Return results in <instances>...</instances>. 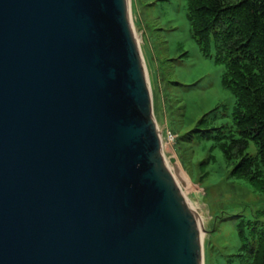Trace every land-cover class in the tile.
Masks as SVG:
<instances>
[{
    "label": "water",
    "instance_id": "obj_1",
    "mask_svg": "<svg viewBox=\"0 0 264 264\" xmlns=\"http://www.w3.org/2000/svg\"><path fill=\"white\" fill-rule=\"evenodd\" d=\"M0 264H204L129 0H0Z\"/></svg>",
    "mask_w": 264,
    "mask_h": 264
},
{
    "label": "rangeland",
    "instance_id": "obj_2",
    "mask_svg": "<svg viewBox=\"0 0 264 264\" xmlns=\"http://www.w3.org/2000/svg\"><path fill=\"white\" fill-rule=\"evenodd\" d=\"M189 0H129L136 39L146 67L152 112L166 166L195 216L202 218L204 264L224 260L239 244V225L264 228V192L232 175L223 145L237 136L235 96L214 43L203 52L192 37ZM174 136L167 139V133ZM248 152H257L250 142Z\"/></svg>",
    "mask_w": 264,
    "mask_h": 264
},
{
    "label": "trees",
    "instance_id": "obj_3",
    "mask_svg": "<svg viewBox=\"0 0 264 264\" xmlns=\"http://www.w3.org/2000/svg\"><path fill=\"white\" fill-rule=\"evenodd\" d=\"M187 16L202 51L214 43L217 61L226 66L224 82L235 96L237 136L223 145L227 160H238L232 175L264 192V0H189ZM247 226L241 221L238 247L217 264H264V228Z\"/></svg>",
    "mask_w": 264,
    "mask_h": 264
},
{
    "label": "bare ground",
    "instance_id": "obj_4",
    "mask_svg": "<svg viewBox=\"0 0 264 264\" xmlns=\"http://www.w3.org/2000/svg\"><path fill=\"white\" fill-rule=\"evenodd\" d=\"M137 40V43H138V39H136ZM139 44V43H138ZM168 168L172 171L173 170V172H177V173H181V171H180V169L178 168V164H176L175 166H174V168L172 169V168H170L169 166H168ZM168 169V171L170 172V170ZM170 174H171V176H172V178L174 179V181H175V183H176V185L178 186V188H179V185H178V181L176 180V178L174 177V175L170 172ZM179 190H180V192H181V189L179 188ZM182 193V192H181ZM182 196H183V194H182ZM184 197V196H183ZM186 199V198H185ZM187 201V200H186ZM188 203V202H187ZM188 205H189V203H188ZM190 206V205H189ZM190 208H191V210H192V212L194 213V215H195V211H194V208H193V206H190ZM196 219H197V223H198V227H199V234H200V238H201V240H202V238H203V233H202V227H201V225H202V218H201V216H196Z\"/></svg>",
    "mask_w": 264,
    "mask_h": 264
},
{
    "label": "built area",
    "instance_id": "obj_5",
    "mask_svg": "<svg viewBox=\"0 0 264 264\" xmlns=\"http://www.w3.org/2000/svg\"><path fill=\"white\" fill-rule=\"evenodd\" d=\"M173 138H174V136L172 135V133L168 132V133H167V139H168L169 141H172Z\"/></svg>",
    "mask_w": 264,
    "mask_h": 264
}]
</instances>
